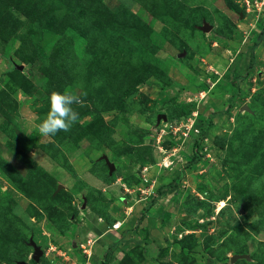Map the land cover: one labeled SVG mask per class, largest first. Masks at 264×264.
I'll list each match as a JSON object with an SVG mask.
<instances>
[{
  "label": "rangeland",
  "instance_id": "374dc122",
  "mask_svg": "<svg viewBox=\"0 0 264 264\" xmlns=\"http://www.w3.org/2000/svg\"><path fill=\"white\" fill-rule=\"evenodd\" d=\"M255 4L0 0V264H264Z\"/></svg>",
  "mask_w": 264,
  "mask_h": 264
},
{
  "label": "clouds",
  "instance_id": "9594fccd",
  "mask_svg": "<svg viewBox=\"0 0 264 264\" xmlns=\"http://www.w3.org/2000/svg\"><path fill=\"white\" fill-rule=\"evenodd\" d=\"M80 102V98L76 95L53 92L48 99L49 110L46 118L38 126L40 135L54 136L60 131H67L74 123L78 122L79 114L72 105Z\"/></svg>",
  "mask_w": 264,
  "mask_h": 264
},
{
  "label": "water",
  "instance_id": "95a60500",
  "mask_svg": "<svg viewBox=\"0 0 264 264\" xmlns=\"http://www.w3.org/2000/svg\"><path fill=\"white\" fill-rule=\"evenodd\" d=\"M203 28H204V30H209L211 28V26L209 24L205 23ZM111 167L113 168V165H111ZM42 254H43L42 250L36 246V250L33 253L32 258L34 260H38ZM23 264H26V263H23Z\"/></svg>",
  "mask_w": 264,
  "mask_h": 264
},
{
  "label": "trees",
  "instance_id": "16d2710c",
  "mask_svg": "<svg viewBox=\"0 0 264 264\" xmlns=\"http://www.w3.org/2000/svg\"><path fill=\"white\" fill-rule=\"evenodd\" d=\"M196 144H197V142L195 143V146H194V152H195V155H194V157H193V161H195V159L196 158H198V151H197V146H196ZM158 195L160 196V195H164V191H159L158 192ZM157 203V197L155 198V199H153V201H151L150 202V205L152 206V205H154V204H156Z\"/></svg>",
  "mask_w": 264,
  "mask_h": 264
},
{
  "label": "built area",
  "instance_id": "2783aa9c",
  "mask_svg": "<svg viewBox=\"0 0 264 264\" xmlns=\"http://www.w3.org/2000/svg\"><path fill=\"white\" fill-rule=\"evenodd\" d=\"M255 1V5L256 6H259L260 8L262 7V6H264V0H254Z\"/></svg>",
  "mask_w": 264,
  "mask_h": 264
}]
</instances>
